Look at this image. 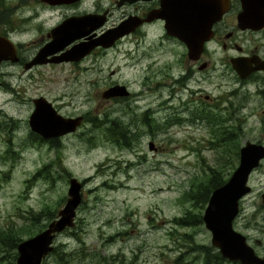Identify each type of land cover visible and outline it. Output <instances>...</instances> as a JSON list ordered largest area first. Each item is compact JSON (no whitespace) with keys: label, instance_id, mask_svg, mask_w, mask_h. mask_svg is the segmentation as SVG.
<instances>
[{"label":"rangeland","instance_id":"1","mask_svg":"<svg viewBox=\"0 0 264 264\" xmlns=\"http://www.w3.org/2000/svg\"><path fill=\"white\" fill-rule=\"evenodd\" d=\"M121 11L117 9L115 16L119 17ZM61 17L60 11L44 10L41 31L17 36L30 42L22 50L23 56L36 49L32 39ZM128 46L90 55L75 68L80 73L73 69L76 63L40 65L31 70H24L18 63L0 65V229L17 228L22 239L34 235L50 220L41 214L35 221L33 212L57 213L66 200L69 178L76 176L83 182L75 223L55 235L53 248L42 264H203L197 244L216 248L211 243L210 230L203 221L180 226L173 218L187 211L203 213L204 208L195 201V189L200 184L209 186L212 172L226 180L238 164L239 147L245 141L264 144V103L258 99L244 101L246 106L234 114L241 126L236 153L233 141L227 144L226 140H218L226 134L218 127L227 124L222 115L227 112L222 109L226 98L214 100V105L205 99L201 121L195 120L192 111L183 105V111L178 112L171 105L181 102L175 99L178 83L171 90L170 84L159 85L154 92L146 90L151 58L141 52L126 56L123 51ZM172 46L166 41L156 49L155 66L160 68L157 78H163L165 66L171 74H177L178 56L171 51ZM171 64L176 66L169 67ZM195 76L198 79L188 83L195 90L221 96L233 85L232 81H237L221 67L198 71ZM113 80L127 84L130 97H102L101 91ZM139 90L144 94L136 96ZM187 93L191 92L185 91L183 99ZM40 94L63 114H84L85 119L75 131L57 140H39L28 118L33 110L31 98ZM233 100L239 101L235 97ZM147 107L152 112L149 117L153 131L142 125V113ZM132 115L139 118V124L134 123L140 131L137 137L131 125L133 134L125 130L120 133L119 126L126 125ZM110 128L119 133L112 135ZM149 140L157 149H149ZM215 142L221 146L215 148ZM248 182L251 190L240 202L242 213L249 214L254 222L264 214L260 200L264 157ZM235 223L245 229L240 219ZM254 233L264 235V229ZM184 234L190 235L191 241ZM9 246L0 237V264L15 263L12 254L17 250ZM222 264L239 263L225 258Z\"/></svg>","mask_w":264,"mask_h":264},{"label":"flooded vegetation","instance_id":"2","mask_svg":"<svg viewBox=\"0 0 264 264\" xmlns=\"http://www.w3.org/2000/svg\"><path fill=\"white\" fill-rule=\"evenodd\" d=\"M221 8L223 9L221 10ZM117 9L122 10L119 17L115 16ZM44 10L60 11L62 17L55 25L66 17L82 16L85 14L94 15L93 24H98L89 33L82 35V37L74 39L54 52L50 51L47 57L65 52L73 44L84 40L86 36L95 38L103 36V34L107 35V31L110 28L118 26L128 18H130L127 26L129 31L114 39L110 45H95L89 52L78 59L46 61L26 67L25 64L52 39L50 31L55 25L50 26L45 33L40 32L36 38L32 39V43L37 45L34 52L29 56H23L22 50L30 42L17 36H29V31L31 30L41 31ZM240 13L246 15L247 22L259 24L260 27H242L239 25L238 16ZM0 36H5L13 42L16 48V55L18 56V60H2L0 65L6 62L18 63L22 65L24 70H31L37 66L47 64L63 65L65 63H76L77 65L73 66V69L77 71L75 68L78 67L79 62L90 55L98 56L105 54L109 48L127 44L129 46L123 51L126 56H133L134 53L139 54L141 52V54L148 55L151 58L149 65H147L151 73L146 76L147 82L145 83L144 81V85H148L146 90L154 92L156 88L166 87L169 84V90H171L178 83L177 88L179 89V93L175 96V99L177 98L181 102H179V105H175L173 102L171 104L178 112L183 111V105L186 109L192 111L190 114L195 120L201 121L202 114H200V110H203V101L205 99L213 101L214 105V100L220 101V99L224 100L226 98L227 100L224 101L225 104L222 109L227 110V112L222 115L225 116L224 120L227 121L226 126L223 127H228V130L233 129L235 126L239 130V127H241L239 126L240 121L236 122L234 114H236L239 108L246 106L244 101H249L250 103L253 99H258L261 103H264V69H256L245 77H240L232 65V59L237 57L264 60V0H0ZM148 38L151 40H148ZM185 38L189 39L191 44L201 43V50L196 59L189 55V45ZM166 41L174 45L171 51L178 56L177 63L179 69L176 70L177 74L173 75L171 74L172 71H167L168 66H165L166 68L162 71L163 78H157L160 68H156V58L154 57L159 44L161 45ZM173 63H176V61L173 60ZM252 64H254V61ZM172 66L176 65H169V67ZM220 67L223 72L232 73L237 78V81H232L233 85L230 86L224 95H213L212 93L202 92L201 89L195 90V88L188 84L191 81H195V77L198 79L195 76V73L198 71L203 73L204 70H215ZM77 72L80 73L81 70ZM172 80L176 83H173ZM116 84L125 85L129 93L109 97L103 96L105 89ZM185 91H190L191 93H187L186 98L183 99L182 94ZM131 93L127 84L113 80L101 91V96L106 99L128 98ZM137 94L142 95L144 91L139 90L135 93L136 96ZM159 94L161 95V93ZM38 96L44 95L40 94ZM168 97L170 98L171 94H168ZM234 97L239 99L237 103L234 102ZM33 98L35 97L31 98L32 103ZM163 99L165 100V97ZM49 101L59 114L65 117L81 115L80 124L85 119L84 114H63L51 100ZM215 106L218 107L217 102ZM262 111L264 112V108H262ZM149 113L151 114L152 112L147 107L142 113V120L144 122L142 125L147 126L148 131H153L154 126L151 124ZM134 115L137 114L134 113ZM179 119L181 120L182 118L179 117ZM137 122L139 124V118L132 115L126 125L122 124V126H119L122 128L120 133H124V130L131 132V125L136 130L135 137H137L140 132L134 126V123ZM110 129L119 133L115 128ZM38 135L41 140L52 142L65 134L50 137H43L39 133ZM154 146L157 149L155 142ZM256 167L251 170L250 174ZM263 192L260 194V200H262ZM243 197L244 195L239 200V211L234 217L232 225L235 230L245 236L246 242L253 247L256 254L264 256V235L254 233L258 228L264 229V214L259 216L261 220L255 218L254 222H252L251 216L248 217L249 214L242 213L243 208L240 201ZM262 205L264 206L263 200ZM239 219L245 224V229H239L236 226L237 223L235 222H238ZM233 262L242 264L239 259H234Z\"/></svg>","mask_w":264,"mask_h":264},{"label":"water","instance_id":"3","mask_svg":"<svg viewBox=\"0 0 264 264\" xmlns=\"http://www.w3.org/2000/svg\"><path fill=\"white\" fill-rule=\"evenodd\" d=\"M93 16L89 14L69 16L53 26L50 31L52 39L25 66L28 67L46 61L78 59L95 45H110L114 39L129 31L127 26L130 18L125 19L118 26L110 28L107 35L103 34V36L95 38L86 36L84 40L73 44L65 52L47 57L50 51L54 52L64 47L69 42L82 37V35L95 28L98 24H93ZM238 23L242 27H260L259 24L247 22L244 13L239 14ZM186 41L189 45V55L196 59L201 50V43L191 44L189 39H186ZM8 59L11 61L18 60L15 45L9 38L0 36V62ZM253 61L254 64H252ZM232 65L240 77H245L253 70L264 69V60L237 57L232 59ZM128 93L129 91L125 85L116 84L105 89L103 96L109 97ZM33 103L34 108L29 115L28 122L31 130L43 137L75 131L81 122V115L65 117L59 114L45 96L33 98ZM148 145L149 149H156L153 141H150ZM263 157V144L246 141L241 145L237 166L222 184L211 190L202 213L204 225L211 232V243L218 248L223 257L229 260L239 259L242 264H264V256L256 254L253 247L246 242L245 236L235 230L232 225V221L239 211V200L250 189L247 182L248 176ZM82 187L83 182L76 176L69 178L67 197L64 204L57 210L56 216L47 223L46 227L17 243V256L14 264H41L42 259L53 248L51 243L56 233L74 225L76 208L82 200ZM262 200L264 203V192L262 193Z\"/></svg>","mask_w":264,"mask_h":264},{"label":"trees","instance_id":"4","mask_svg":"<svg viewBox=\"0 0 264 264\" xmlns=\"http://www.w3.org/2000/svg\"><path fill=\"white\" fill-rule=\"evenodd\" d=\"M219 128H221V130H224L226 132V134L223 136L224 138L219 139L218 140H226L227 144L230 141H233V148L235 150V152L237 153V148L238 145L235 144L237 138H238V128H236V126L233 129L228 130V127H223V126H218ZM217 127V128H218ZM224 128V129H223ZM214 130H216L214 128ZM213 130V131H214ZM110 133L112 135H115L116 132L114 130H110ZM220 133V131H219ZM37 137L39 138V140H41V138L37 135ZM216 141V140H215ZM211 142V140H210ZM132 143V142H131ZM131 143H129L128 145H130ZM214 145L215 148H219L221 146V144L218 143H212ZM225 146V144H224ZM225 181V178H223L219 173L216 172H212L211 178L209 180V186H204L202 184H200L196 189H195V201L196 203L198 202L199 207L200 208H204V205L206 204L208 197L210 195L211 190L222 184ZM41 214L43 216H46L49 220H51L52 218H54L56 216V212L55 211H51V212H33V219H35V221H38L39 216H41ZM42 216V217H43ZM173 221L175 224L180 225V226H191V225H195L198 222L203 221L202 220V211L199 212L198 214H192L191 212H185L183 215L181 216H176L173 218ZM186 234V233H185ZM184 234V235H185ZM0 237L5 238L6 241H8L10 243V248L15 249L17 247V243L22 239V237H20L17 234V228H13L10 227L8 229H0ZM185 238L188 239L189 241H191L190 239V235H185ZM197 248L200 251V253L203 254V258H204V262L203 264H222L223 260L225 258H223V256L220 254V252L218 251L217 248H214L211 245H204V244H197ZM17 250V249H16ZM17 256V252H14L12 254V257H16Z\"/></svg>","mask_w":264,"mask_h":264}]
</instances>
